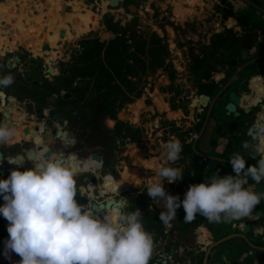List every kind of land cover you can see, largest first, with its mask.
<instances>
[{
    "label": "flooded vegetation",
    "instance_id": "1",
    "mask_svg": "<svg viewBox=\"0 0 264 264\" xmlns=\"http://www.w3.org/2000/svg\"><path fill=\"white\" fill-rule=\"evenodd\" d=\"M131 3L136 6L135 14H131L128 9V5ZM145 4L144 0H124L113 8L115 10L121 8V11L115 15V17L119 16L117 21L137 17L139 7L143 8ZM3 5H5L4 0H0V77L11 75L14 82L11 86L0 89V125L13 129V137L7 143L0 144V179H6L12 170L23 171L24 168L32 167L34 162L59 158V162L67 164L75 173L78 191L75 197L77 203L79 202L78 196L82 198L88 196L90 199L91 191L87 190L89 184L92 185V192L96 193L100 186L101 175L105 172L110 173L112 177L111 180L104 179V183L109 185V189H112L116 184L119 185L116 192L129 189L134 185V179L125 178L129 177L125 174L127 170L124 172L123 179L117 178L116 175V172H122V170H117V167H121L118 165L121 162L119 148L123 142V138H117L120 136L118 123L112 117V111L107 104L94 94L92 88L94 82L88 81L86 78L88 68H93V65L71 62L74 55H80L85 49V41L88 37L81 34L75 35L74 39H60L56 41L55 46L48 42L49 50H42L40 45L35 48H26L21 44H14V47L9 48L5 39L9 35H14L18 28L17 26L8 28V25L14 22V16L18 14L19 9L11 7L9 14L3 15ZM69 5L71 4L69 3ZM93 7L96 6L93 5ZM69 9L72 11V8ZM102 14V21H105L106 17L113 20L115 18L114 15L113 18H109L110 14L107 16L104 12ZM263 19L264 15L255 18V20ZM138 20L143 21L144 19L139 18ZM17 22L19 23V21ZM102 23L104 24V22ZM33 25H35V21ZM232 25L227 26L226 24L227 27ZM225 29V25H222L219 20L217 27L212 30L209 40L214 35L224 32ZM51 31L53 34L57 33L56 29H51ZM89 31L91 32V30ZM36 33L44 36L47 34L43 31ZM241 36L246 39L248 35L241 34ZM80 40L85 44L83 48H80ZM230 49L232 52L228 62H224L223 54H217L220 62L214 65L215 69L211 70L208 77L211 86L216 87H214L212 96L207 98L206 106L203 105L200 98L195 97L197 89L190 88V95L192 91L194 92L195 103L189 104V106L195 107L198 102L202 103L204 107L203 122L207 107L217 91L227 85L213 101L205 127V130L216 131V133L223 131L227 146V151L224 154L208 153L223 159L222 162H216L215 167L208 168L211 175L217 167L233 172L229 162V157L233 153L238 152L246 159L245 167L256 163L251 158L249 151L242 147V142L249 139L246 135L247 128L264 115V33H257L251 46L248 43L245 44L244 41L243 47L238 49L230 47ZM224 54L228 55L229 53L225 51ZM253 58L258 59L254 63L244 66L234 75L239 67ZM95 75L98 79L100 78L99 73ZM216 76H219L218 80ZM179 103L182 106L186 103L183 96ZM118 115L119 113H117V117ZM195 117L192 116L186 129L182 128L181 124L180 131H189V128L195 129L197 121L201 119V117ZM126 124L131 131L134 128H139L145 136L144 140L146 139L148 122L139 121L138 116L136 121L131 119ZM103 129L109 131L107 138L102 132ZM124 129L122 127V130ZM46 151H50V154L43 157ZM91 155L99 156L100 161L91 160ZM123 156L125 157L126 154ZM88 159L95 165L98 164L94 167V171H86ZM92 177L97 179L96 184L90 183ZM141 181L146 188L150 184L146 177H143ZM248 181H251L249 185L252 184L257 194L264 192V184L255 186V181H252L250 177ZM182 184L184 191L180 192L179 196L184 199L189 184L187 181ZM259 186L262 187L260 192L257 191ZM97 195L98 197L92 201L89 200V204H85V207L93 211L90 205L94 202L96 204L94 208L98 211L97 213L93 212L97 215L101 214L99 215L101 218L106 212L121 204L120 202L112 206L113 200L107 205L101 204L106 202L108 197L100 195V193ZM146 198L149 199L148 208L152 210L151 205L155 201L149 196H142L134 202V209L137 203L143 205L144 201L145 204ZM114 200L119 201L116 197ZM3 204L4 200L0 196V205ZM160 207L161 211H165L162 202ZM232 222L235 221L232 220ZM236 223L241 228L249 227L247 236H255L256 238L252 242L260 248L256 251L249 246V242L242 240V246L238 251L242 258L241 261L237 262V259L235 261L232 259L229 264H234V262L237 264H264V199H261V202L255 207L252 217L236 221ZM224 224L226 226L218 225V228L210 229L204 224L195 226L192 223L188 225V229H185L189 230L188 233L175 230L171 222L168 226L164 225L162 232L157 237L153 236V251L149 264H199V261L202 264L206 247L216 239L234 231L231 230L230 224ZM7 226L8 221L0 215L1 259L8 256L5 249V241L8 239ZM212 250L207 257L206 264L212 262L210 259Z\"/></svg>",
    "mask_w": 264,
    "mask_h": 264
},
{
    "label": "clouds",
    "instance_id": "2",
    "mask_svg": "<svg viewBox=\"0 0 264 264\" xmlns=\"http://www.w3.org/2000/svg\"><path fill=\"white\" fill-rule=\"evenodd\" d=\"M13 82L11 75L0 77V89ZM246 135L249 139L242 147L256 163L245 167L242 155L231 154L229 162L235 175L221 178L212 174L205 182L190 185L183 200L163 187L164 181L181 180L182 171L164 165L156 170L158 179L147 185L146 193L163 203L165 211L160 212L159 220L165 226L176 220L181 206L185 222L197 215L209 223L252 217L264 199V192L257 194L248 183L250 177L255 186L264 184V115L247 128ZM12 137L13 129L0 125V144ZM181 152L178 139L165 143L166 165L177 162ZM77 193L75 173L59 158L34 162L32 167L12 170L6 179H0L4 200L0 215L8 221L6 254H17L19 264H149L153 234L145 230L138 208L125 211L126 205L121 203L101 218L77 203Z\"/></svg>",
    "mask_w": 264,
    "mask_h": 264
},
{
    "label": "rangeland",
    "instance_id": "3",
    "mask_svg": "<svg viewBox=\"0 0 264 264\" xmlns=\"http://www.w3.org/2000/svg\"><path fill=\"white\" fill-rule=\"evenodd\" d=\"M72 0H59L58 5H46L45 8H48V14H58L59 12L65 11L66 13L71 12L69 8H74V10L79 11L78 9H85L90 10L93 12V16L91 17L92 13L87 15L89 17H85L79 19L78 23L76 25H80L82 21L89 20V22L92 24V26H95V29H92L91 32L89 31V27L87 25V31L85 33H81L83 35H89L92 41L100 40V41H108L109 39H112L114 37V33L112 30L108 27L106 19L105 21H102L103 12L107 14H113L114 17L117 15L118 11L115 9L108 7L105 4H97L94 0H74L81 3V7L78 5H75L76 2H72ZM189 2H195L197 3L198 0H188ZM28 0H17L16 2H11L14 6L20 5V9L24 10L27 5ZM187 2V3H189ZM236 8L238 10H251L254 14L255 18L262 17V13L258 12L245 3H243L240 0H233ZM71 3V5H69ZM206 5H203L200 9L199 6L196 4L194 7V10L199 11V16H193L192 18H185L186 11L181 10L178 6L175 11H177L179 21L176 22L175 20H172L171 17L174 16L173 12V6L169 3H166L165 0H154L153 4L149 6V10L144 11L142 9V12L139 13L137 17H130L125 19H121L120 25H127L128 26V32L130 31L131 27L135 24L137 27V23H135L134 20L136 19H146L148 25L151 27V29L147 30L146 33V39H147V45L151 48L159 49L164 48L167 49V59L172 63L173 68L176 71V76L173 81L170 80L167 76V72L161 69H158L156 73L152 74V78L150 79V74H141L140 77V83L144 82V85L141 86V91L138 92L136 96H133L132 102L129 103V105H125L122 110H120L118 117L123 119L126 122H129L131 119H136L139 116V121L145 120V122H149L148 128L150 127V139L153 140L154 146H153V153H149L148 145L151 141H145V136L141 135V139L139 142L126 140L123 138V142L121 143V146L119 148V160L121 161L118 165L121 167H117V170H122L120 173L119 171L116 172L117 178L123 179L124 172L126 176L129 175V177L125 178H132L134 179V175H136L137 170L133 169V167H138V173L135 177L134 185L129 187L127 190H120L119 192H115L112 196L115 198H118L119 201L126 205L125 211H134L138 206L145 205L146 207H149V199H145V204L143 201V205L135 204L134 209V202L139 200L142 196L148 197L146 190L147 188L144 187V183L141 181L143 177H146L147 181H150L149 183L156 181V170L160 167L158 163L161 161L159 160V157L161 155L162 159L165 160V156L162 155L164 153V146L163 144L167 143L169 140L177 139L176 137H171L170 133L168 131H171V125H176L177 127L181 126L182 128L186 129L188 127L189 123L191 122L190 119L192 116H195L196 110L199 107L198 105L193 107L189 106V104L195 103L193 91L189 92L188 99L186 100V103L181 105L180 98L185 96V92L187 89L190 90V88H195L196 86V76L190 75L188 73V65L190 63V52L196 48L200 43L208 44L209 37L212 33V30H214L217 27V24L220 20V15L214 10V5L216 3L215 0H205ZM95 5L96 7H93ZM156 6L159 9V11H156ZM69 7V8H68ZM29 8V7H28ZM27 8V9H28ZM39 11H40V7ZM196 8V9H195ZM180 9V10H179ZM37 9H29V11H34ZM83 11V10H82ZM81 11V12H82ZM149 15H148V13ZM189 13V12H188ZM185 14V15H184ZM43 15V14H42ZM40 15V24H43L45 20L43 21V16ZM141 15V16H140ZM175 18V17H174ZM178 19V18H177ZM53 21V22H52ZM66 21V18L59 19L53 18L50 19L47 23L49 29L47 33L49 35H53L51 32V29H56V31L59 29V27H64L63 23ZM69 22V21H68ZM98 22H104L106 29H103L102 31L99 30L101 28L97 27ZM36 25L35 27H39V25ZM70 25V23H68ZM169 26V31H166ZM43 27V26H42ZM57 27V28H56ZM103 27V25H102ZM65 28L69 31L68 35L66 34V38L74 39L76 38L75 35H78L75 30L67 27L65 25ZM34 30L35 32L42 33V29L35 30L34 25L30 28ZM21 29V33H22ZM150 31V33H148ZM152 31V32H151ZM172 31V34H171ZM46 32V31H43ZM100 32V33H99ZM146 32V28L145 31ZM169 32V33H168ZM17 33V32H16ZM34 32L31 31V34ZM57 35L54 38V42H51L52 46H55V43L57 40H60L58 38V31L56 33ZM80 34V35H81ZM139 35V34H138ZM137 35V38H138ZM21 36V34L16 35L18 38ZM97 38V39H96ZM136 38V40H137ZM37 42L32 44L33 47H36V44L39 43V40L41 38L37 37ZM128 42H129V36H128ZM130 46V42H129ZM163 46V47H162ZM129 49H131L129 47ZM128 49V50H129ZM174 60V63H173ZM176 66V67H175ZM178 66V67H177ZM143 75V76H142ZM195 81V82H194ZM139 86V85H137ZM143 87V88H142ZM178 91L177 96L172 97V93L174 91ZM136 93V90H133L132 92H129V96H132ZM148 93H155L154 98H151ZM161 97V99H160ZM175 98V99H174ZM201 112V109H200ZM148 114V115H147ZM169 118L170 121L164 120V118ZM196 118V117H195ZM164 120V121H163ZM163 121V122H162ZM176 121V122H175ZM196 121V119H195ZM162 122V123H161ZM147 126V125H146ZM179 131V135L182 134V132ZM189 131H195V129L189 128ZM104 135L106 138L108 137L107 134L109 131L103 129ZM160 134V139L162 144H159L158 142V135ZM197 133L193 135V138L195 137ZM174 136H176L175 133H173ZM123 137V133L121 135ZM118 136V139H121L122 137ZM181 136V135H180ZM156 148H160V152H155ZM126 156L124 157L123 155ZM123 158V159H122ZM90 160V159H88ZM88 162V161H87ZM91 166L94 165V163L90 162ZM161 166H171L174 168H179L181 170V166H176V162L171 165H166V162H161ZM98 165V164H96ZM126 165V167H125ZM150 166V167H149ZM89 167L88 163H86V168ZM125 167V168H124ZM129 167V168H127ZM124 168V169H123ZM94 171V169H92ZM110 173L105 172L102 174L104 176V179L106 176H109ZM111 176V175H110ZM157 177V176H156ZM167 181H164L163 187L165 191L168 194H171V192L174 194H179L180 192L184 191L182 179L174 182V183H166ZM186 187V186H185ZM102 186L100 185L98 189L100 190ZM186 189V188H185ZM99 194V193H98ZM90 200H94V198H97L98 195L96 193H93L92 191L89 193ZM101 195V194H100ZM172 195V194H171ZM150 198V197H149ZM94 203V202H93ZM161 202L157 203L155 201L154 204L151 205L152 210L160 212L162 209L160 207ZM8 254V253H7ZM14 258L17 260L15 262H3L0 264H19L20 257L14 253Z\"/></svg>",
    "mask_w": 264,
    "mask_h": 264
},
{
    "label": "trees",
    "instance_id": "4",
    "mask_svg": "<svg viewBox=\"0 0 264 264\" xmlns=\"http://www.w3.org/2000/svg\"><path fill=\"white\" fill-rule=\"evenodd\" d=\"M215 1L214 10L220 15V23L225 25L226 29L224 32L211 37L208 44L200 43L190 52L188 73L197 77V84L195 86L197 89L195 93L196 98L205 97L207 99L214 92V87L216 86H211L208 82V77L211 70L215 69L214 65L220 62L217 54H223L224 62H228L230 53L232 52L230 47L233 49L241 48L244 45V41L245 44L248 43L251 46L256 34L264 33V19L255 20L251 10H238L233 0ZM251 1L264 8V0ZM155 9L159 11L157 6ZM105 19L108 27L114 33V37L108 41H100L97 38V40L92 41L89 35H86L88 38L85 41V49L80 55H74L71 62H83L87 65H93V68H88L86 78L88 81L94 82L92 84L94 94L111 109L112 117L118 123L119 135L121 136L123 133L122 138L132 142L136 140L139 142L142 138L141 135H143L142 131L139 128H134L131 131L130 127L126 124L127 122L117 117V113L125 105H129L133 100V96H136L141 91V86L144 85V82L142 84L140 83L141 74H150L149 78L151 79L153 77L152 74L156 73L158 69H161L163 71L165 70L168 78L173 81L176 76V71L172 63L167 59V49H155L147 45L146 33L148 29H151L148 23H146L148 19L143 21L138 19L134 20L137 23V32L139 35L132 49H129L128 26L120 25V21L114 22L113 19H108L107 17ZM226 24L227 26L233 25L227 27ZM145 28L146 32H144ZM241 34L248 36L245 39ZM225 51L226 53L228 51L229 54L225 55ZM96 73H99V79L95 75ZM133 90H136V93L129 96V92ZM177 92V90L174 91L171 96L175 97ZM203 105L206 106L205 103ZM198 106L195 116L197 118L201 117V119L197 121L195 131H180L182 132L180 136L177 130H180L181 126L177 127L176 125H171V131H168L171 137H176L182 144L181 158L176 162V166H181L183 174L182 182L185 183L187 181L189 186L203 183L207 180V177L211 176L210 169L203 165L202 158L196 155L191 147L193 135L198 132L202 123L204 107L199 102ZM164 120H166V123L170 121L166 117ZM122 127L125 129L122 130ZM171 194L173 195L172 192ZM174 195L179 196V194ZM179 198L183 200L180 196ZM138 209L143 215L142 222L145 230L152 233L154 237H157L164 227V224L159 220L158 211L151 210L146 206H138ZM184 215L185 212L181 206L176 211V220L171 222L175 230L188 233L189 230L186 231L185 229H188V225L192 223L195 226L204 224L210 229L218 228V225L226 226L223 222L209 223L200 215H197L191 222H185L183 219ZM235 260L236 258H233V261ZM198 263L201 264L200 261Z\"/></svg>",
    "mask_w": 264,
    "mask_h": 264
},
{
    "label": "crops",
    "instance_id": "5",
    "mask_svg": "<svg viewBox=\"0 0 264 264\" xmlns=\"http://www.w3.org/2000/svg\"><path fill=\"white\" fill-rule=\"evenodd\" d=\"M16 1L17 0H4L5 5H3L4 6L3 7V11H4L3 15L4 14L8 15L11 7H14V8L16 7V8L19 9L18 10V14L16 16H14V19H15L14 22L11 25H8V28L9 27L13 28L14 26H17V28H18V32L17 33L21 34V36H19L17 38L16 37L17 33H15L14 35L13 34L9 35L5 39L6 45L9 48L14 47L15 46L14 44H21L23 47H26V48L27 47L34 48L32 44L37 42L36 39H37L38 36H37V33L34 30L30 29L32 27V25H33V22L35 21V25H34V29L35 30L42 29V26L46 25L47 26L46 32H47L49 27H48L47 23H45V22H49L50 19H53V18H56V17L59 19L60 14L62 12H59L58 14H52V15L50 13L48 14V8L44 7L46 5L45 2H47V0H28L26 6H28L29 8L26 7L24 10L20 9V7H19L20 5L14 6L13 4H11V2H16ZM73 1L74 0H72L71 3ZM144 1L146 2V4L144 5L143 8L139 7V9H138L139 13L142 12V9L144 11L149 10L150 4L154 2V0H144ZM74 2H76L75 5H78L79 7H81V3L80 2H77V1H74ZM165 2L169 3V4H171L173 6V12H174V10L178 9L177 8L178 6L180 7V9H182L184 11H188L189 13L186 12L185 13L186 15L184 14L185 18H188V17L192 18L193 16H199L200 10L199 11L194 10V7L196 6V4L199 6L200 9L202 8L203 5L207 6V4L205 3V0H198L197 3L191 2V1L189 2L188 0H165ZM187 2H189V3H187ZM58 3H59V0H48L47 5H49V6L50 5H58ZM38 7H40V11H39ZM29 9L30 10L31 9H37V10L29 11ZM78 10L79 11L74 10V8H72V11L67 13L66 21L63 23L64 27H59V29L60 28H64L66 30V34L67 35H68L69 31L67 30V28H65V25H67V27L71 28L72 30L74 29L75 32L76 33L78 32L77 34L80 35L81 33H83V30L85 28H87V25L90 23L89 20L82 21L79 26L76 25V24H72L71 23V19L73 17H78V19H81V18L86 19L85 17H88L87 15L90 14V10H85V9H78ZM116 11H118V12L121 11V8L116 9ZM175 12H174V16L171 17V19L175 20L176 22H178L179 21V17L177 16L178 14H176ZM91 13H92L91 17L93 16L92 18L94 20V16L95 15L93 14V12H91ZM40 15H42L43 17L44 16L46 17V19H44L45 22L43 24L39 23L40 22V19H39ZM22 18L26 19L24 23L21 22ZM88 19H89V17H88ZM17 21H19V23ZM68 23H70V25ZM38 24H40V25H39V27L36 28L35 26L38 25ZM21 29L24 30V31H22V33H21ZM103 29H106L105 23L103 24V27L101 28V31ZM166 29H167L166 31H169V26ZM31 31H33L34 33L31 34ZM171 34H172V31H171ZM45 35L46 36L43 35V37H46L48 39V42L51 45V42L52 43L54 42V38H55V36L57 34L55 33V34L50 36L49 33H47ZM66 37L64 39H68ZM40 44H41V40H39V43L36 44V47L38 45H40ZM218 77L219 76H216L217 80H218ZM160 99H161V97H160ZM197 146H198L199 150H201L203 152H206V153L214 152V153H217V154H224L227 151L226 139H225L223 131H218V133H216V131L205 130L203 135H202V137H201V139H200V141L197 142ZM159 160L161 162L165 161V160L162 159L161 155L159 157ZM160 163H158L159 166H161ZM133 169L137 170L136 175H134V177H133L135 179V177L137 175H139V173H138V169L139 168L138 167H133L131 170H133ZM156 176H155V178H156L155 180L158 179V177H156ZM89 185L92 186L91 184H89ZM111 200H113L112 206L115 205V204H118V203H116L117 201L114 200V197H108L106 199L107 204L110 203ZM106 202H102L101 204L105 205ZM233 221H235V220H233ZM242 243H243V241L241 239L235 238V239L230 240L226 244L219 245V246L215 247L212 250V254L210 256V259L212 261L211 264H229V262H231L234 257L237 259V262L241 261L242 258L240 257V252H238V251L240 250V247L242 246ZM7 253H8V256L5 259H1V256H0V263L17 261L14 258V252H7Z\"/></svg>",
    "mask_w": 264,
    "mask_h": 264
},
{
    "label": "water",
    "instance_id": "6",
    "mask_svg": "<svg viewBox=\"0 0 264 264\" xmlns=\"http://www.w3.org/2000/svg\"><path fill=\"white\" fill-rule=\"evenodd\" d=\"M94 1H96L97 4H105L108 7L115 8L121 2H123L124 0H94ZM240 1H242L243 3H245L246 5H248L249 7H251L252 9H254V10L258 11V12H261L264 15V8L262 6L254 3L251 0H240ZM128 9H129V11H130L131 14H135L136 11H137L136 6L134 4H132V3L128 5ZM65 16H66V13L63 11L60 14V19L66 18ZM109 18H113V14H110L109 15ZM44 19H46L45 16L43 17V20ZM118 19H119V16H116L114 18V21H117ZM25 20H26L25 18H22L21 22L24 23ZM75 22H76V20L74 18L71 19V23L72 24H75ZM102 25H103L102 22H98V26L97 27L102 28ZM88 27H89V30H92V29H95L96 28L95 26H92L91 23L88 24ZM42 30L43 31H46L47 30V26L46 25L43 26L42 27ZM57 31H58V38L59 39H64L66 37V30L64 28H60ZM16 32H18V30ZM137 35H138L137 27L134 24L131 27L130 31L128 32L129 42H130V48L131 49L135 46V42H136ZM37 36H38V38H41V44H40L41 45V49L42 50H49L50 47L48 45V39L46 37H43L42 34H38ZM84 46H85V44L80 40V48H83ZM257 59L258 58H253V59H250L249 61H247L245 64H243L241 67H239L235 71L234 75H236L238 73V71L241 70L244 66L254 63ZM226 86L227 85L222 86L217 91L216 95L214 96V98L212 99L211 103L207 107V110H206V113H205V116H204L202 125H201L199 131L197 132V134L195 135V137L193 138L192 145H191L193 152L196 155H198L199 157H201L203 159V163H204V165L207 168H213V167H215L216 162H222L223 159H221L219 157H216L214 155H210V154H208L206 152H203V151L199 150L197 148V142L199 141V139L202 137V135L204 133L205 127H206L207 122H208V119H209L210 110H211L213 101L215 100V98H217L220 95V93H222V91L225 89ZM189 92H190V90L187 89V91L184 94L185 95L184 96V99H187V97L189 95ZM200 100H201L202 103H205L207 99L205 97H201ZM49 154H50V151H46L43 154V157H47ZM90 158H91V160H95L97 162L100 161V157L99 156H96V155H91ZM91 160H88V162H87L88 163V166H89L86 169L87 172L92 171V169H94V167H96L95 164L93 166H91V163H90V162H92ZM213 174H215V175H217V176H219L221 178H223L226 175H235L233 172L228 171L227 169L222 168V167H217L215 169V171L213 172ZM90 183L96 184L97 183V179H95L94 177H92L90 179ZM248 183L250 184L251 181H248ZM99 184L102 186V188L100 190L97 188L96 195L98 193H100L101 195L106 196V197H113L112 195L116 191H118V189L115 187V185L112 187V189H109V185H107L106 183H104V176H102V175H101V179H100V183ZM257 191H259V192L262 191V187L259 186L258 189H257ZM77 199L79 200L78 204H82V205L89 204V200H90L88 196L87 197H83V198L80 197V196H78ZM116 203L119 204L120 201H117ZM95 205H96L95 203H91L90 208L95 213H97L98 210L94 208ZM105 205H107V202L105 203ZM98 215H101V214H98ZM222 222L223 223L230 224L231 225V230H234V231L232 233L228 234V235H225V236H223V237H221L219 239H216L215 241H213L212 243H210L206 247L205 252H204V256H203V260H202V264H206L207 257H208V255H209V253L211 252L212 249H214L215 247L219 246L220 244H222V243H224L226 241H230V240L235 239V238H239L241 240H244L246 242H249V246L252 249L256 250V251H258V249L260 248V247H258L257 245H255L252 242L256 238L255 236H247V232H248V229H249L248 226H246L244 228H241V226L240 225H237L236 222H232V220H228V219H224V220H222ZM234 264H237V262H234Z\"/></svg>",
    "mask_w": 264,
    "mask_h": 264
},
{
    "label": "built area",
    "instance_id": "7",
    "mask_svg": "<svg viewBox=\"0 0 264 264\" xmlns=\"http://www.w3.org/2000/svg\"><path fill=\"white\" fill-rule=\"evenodd\" d=\"M173 63H174V60H173ZM176 67V66H175ZM178 67V66H177ZM149 94V96L151 97V98H154L155 96H154V94L155 93H148ZM148 115V114H147ZM148 125H149V122H148ZM150 130H151V128L149 127L148 128V131H147V133L145 134L146 135V139H145V141L147 142V141H151L150 143H149V145H148V149H149V153H153L154 152V150H153V146H154V143H153V140H151L150 139ZM158 135V137H157V139H158V142H159V144H162V142H161V139H160V134L158 133L157 134ZM165 144H163V146H164ZM161 151V149L160 148H156L155 149V152H160ZM162 155H164V153H162ZM87 190H89V191H92V186H90V185H88L87 186Z\"/></svg>",
    "mask_w": 264,
    "mask_h": 264
},
{
    "label": "bare ground",
    "instance_id": "8",
    "mask_svg": "<svg viewBox=\"0 0 264 264\" xmlns=\"http://www.w3.org/2000/svg\"><path fill=\"white\" fill-rule=\"evenodd\" d=\"M178 3V2H177ZM180 10V9H179ZM182 10V9H181ZM186 12H188V11H186ZM90 13H91V11H90ZM176 14H177V11L175 12ZM178 16V15H177ZM65 17H67V13H66V16ZM75 20H76V22H75V24L76 23H78V21H79V19H78V17H73ZM72 18V19H73ZM87 29L88 28H85L84 30H83V33H85L86 31H87ZM80 30V29H79ZM82 30V29H81ZM78 33V32H77ZM105 178H108L109 180H111L112 179V177L109 175V176H106Z\"/></svg>",
    "mask_w": 264,
    "mask_h": 264
}]
</instances>
